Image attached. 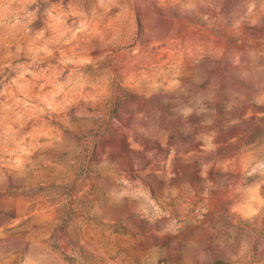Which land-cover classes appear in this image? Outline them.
<instances>
[{
  "label": "rangeland",
  "instance_id": "obj_1",
  "mask_svg": "<svg viewBox=\"0 0 264 264\" xmlns=\"http://www.w3.org/2000/svg\"><path fill=\"white\" fill-rule=\"evenodd\" d=\"M0 264H264V0H0Z\"/></svg>",
  "mask_w": 264,
  "mask_h": 264
}]
</instances>
